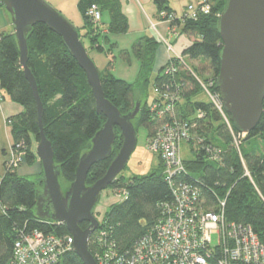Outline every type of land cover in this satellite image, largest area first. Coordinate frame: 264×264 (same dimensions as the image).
Returning a JSON list of instances; mask_svg holds the SVG:
<instances>
[{"label": "trees", "instance_id": "obj_1", "mask_svg": "<svg viewBox=\"0 0 264 264\" xmlns=\"http://www.w3.org/2000/svg\"><path fill=\"white\" fill-rule=\"evenodd\" d=\"M206 1L209 6L208 14L201 13L191 19L186 18L183 11L180 19H176L168 6V0H153L158 14L164 12L167 18L173 17L170 25L180 23V31L191 39V44L181 52V57L208 64V72L212 77L204 84L209 88L213 82L210 90L214 93L219 92L215 79L220 69L219 54L222 48L218 34V16L224 10L227 0ZM92 5L97 6L101 13L99 23L92 22L86 15ZM188 5L202 6L200 0H197L187 4L184 10ZM0 9H3L1 5ZM77 9L86 28L85 37L88 39L89 49L112 55L117 49L112 37L128 31V21L122 12L120 0H78ZM104 16L108 19L106 23L102 22ZM160 46L158 39L145 36L134 42L129 50L120 49L121 56L128 58L132 55L139 62L134 83L116 79L111 73V60L102 70L97 68L105 99L122 115L132 112L138 101L139 111L132 124L135 131L140 127L148 129V141L155 137L160 123L153 120L155 114L150 113L149 103L145 100L144 92L150 78L154 79L153 89L161 92H174L178 89L180 101L175 113L181 120L195 124L190 132L201 143L198 145L192 141L187 142L196 159L183 160L185 171L174 178V185L188 184L197 187L201 196L197 206L205 211H214L218 202L224 200L226 221L250 226L264 246V102L257 126L242 139L239 138L240 144L236 148L233 134L237 135L238 131L223 106L221 113L210 101L192 100L196 93H203L199 79L197 81L193 78L186 67L176 63L174 59H171V63H176L177 66L174 75L165 72L170 62H166L163 69L155 70V54ZM27 48L26 65L35 79L43 107L41 129L51 143L54 164L59 167L60 178L70 184L74 181L80 156L90 149L91 140L102 128L105 119L103 115L96 113L95 100L85 74L59 36L44 24H35L27 35ZM206 71L207 69H201L199 72L202 75ZM192 73L195 74L193 70ZM0 91L11 102L23 108V112L9 118L7 124L13 139L12 148L15 150L17 145H21L20 151L24 152L22 163L31 166L37 160L33 140L38 141L39 125L36 105L19 61L18 46L12 32L0 33ZM198 115L201 117H197ZM121 143L120 133L116 130L110 157L91 167L86 177L87 186L105 175ZM158 158L160 166L156 171L128 180L117 177L110 187L111 193L119 189L126 192L123 202L110 205L103 214L120 252L129 250L161 217L160 205L173 200L171 187L165 181L160 156ZM4 166L5 172L0 180V264H10L14 244L23 235L38 231L61 241L70 235L65 226L55 225L36 216L37 197L43 187L41 178L29 179L20 176L17 169L8 168L6 162ZM87 226V223L79 225L82 230ZM88 250L92 254L90 247ZM49 264L83 263L73 250L67 249Z\"/></svg>", "mask_w": 264, "mask_h": 264}, {"label": "water", "instance_id": "obj_2", "mask_svg": "<svg viewBox=\"0 0 264 264\" xmlns=\"http://www.w3.org/2000/svg\"><path fill=\"white\" fill-rule=\"evenodd\" d=\"M11 19L12 33L19 51V61L36 105L39 125L35 155L41 169L42 190L38 193L35 213L41 220L63 225L72 238V250L83 264H96L88 250V240L98 228L93 209L101 193L108 189L125 169L137 144L132 124L140 103L127 115H122L105 99L98 70L89 58L79 33L44 0H0ZM44 24L59 36L68 53L85 74L95 100V111L105 122L91 140V147L83 153L75 171L74 181L63 193L59 184L60 170L54 164L51 143L41 129L43 107L37 93L35 79L27 68V35L35 24ZM218 34L222 48L220 69L215 79L224 111L234 128L248 134L257 126L264 102V0H227L218 16ZM121 147L111 161L105 175L90 186L86 177L91 167L110 157L116 138ZM87 223L82 230L79 225Z\"/></svg>", "mask_w": 264, "mask_h": 264}, {"label": "built area", "instance_id": "obj_3", "mask_svg": "<svg viewBox=\"0 0 264 264\" xmlns=\"http://www.w3.org/2000/svg\"><path fill=\"white\" fill-rule=\"evenodd\" d=\"M200 4V7L188 5L184 10L186 18L195 19L198 14H208L207 1L200 0ZM86 15L94 23L101 21V13L95 5L87 10ZM158 16L166 21L164 12ZM160 43L172 53L167 60L170 64L165 70L166 74L174 75L177 71L175 64L180 63L194 78L187 63H184V57H181V54L173 55L172 45L166 40H160ZM171 59L177 62L171 63ZM198 82L208 101L222 113L223 105L219 92L211 93L210 90L213 82L211 81L209 88L206 84ZM178 91L176 89L174 92H161L154 88V98L149 103L150 113L155 114L153 120L160 123L155 137L147 141V146L152 154L160 156L165 181L172 190V202L160 205L161 217L124 252L118 250L112 230L103 219L104 213L95 209L93 215L98 222V228L88 240L91 255L96 264H264V246L258 236L248 225L226 221L224 200L218 202L214 211H205L197 206L201 197L197 187L188 184L174 185V178L185 171L180 154L181 144L192 140L198 145L201 143L190 132L195 124L181 120L175 113L176 105L180 101ZM166 116L168 119H165ZM197 117L200 118L201 115ZM223 118L229 126L224 115ZM244 136L242 133L233 134L235 146L240 144V139ZM207 147L210 149V146ZM20 148L21 145H17L15 150L11 147L5 161L8 168L17 169L23 162L24 152L20 151ZM112 192L113 202L110 205L126 199L124 190ZM67 249L72 250L70 236L61 241L34 231L21 236L15 242L10 264H49ZM212 260L214 263H211Z\"/></svg>", "mask_w": 264, "mask_h": 264}, {"label": "rangeland", "instance_id": "obj_4", "mask_svg": "<svg viewBox=\"0 0 264 264\" xmlns=\"http://www.w3.org/2000/svg\"><path fill=\"white\" fill-rule=\"evenodd\" d=\"M44 1L50 7H52L55 11H57L74 28L78 29L79 31L78 33L81 36L80 40L83 43L84 48L86 49L89 58L93 61L96 68H99L102 70L104 67H106V64L111 60L113 62L111 73L114 75L116 79L124 80V81H127L128 83H134L136 81L137 75H138V69H139V62L134 56L130 55L128 56V58L127 56H121L120 48L115 49L113 54L110 56L106 55V53H98L95 50L93 51L89 49V42H88V39L85 37L86 28L84 27L83 19L81 21L82 23L80 24V26H77L73 21H71L73 11L75 13L76 11H78L76 10V8L73 7V4H75L77 0H44ZM189 1H192V0H172L171 3H174L175 10L177 12H180L182 8L185 7ZM191 3H195V2L193 1ZM69 5H70L69 12L67 10L62 11L60 9V6L69 8ZM72 7H73V11L71 10ZM1 12L3 14L4 13L6 14L9 22L11 23L10 16L7 14V12L4 9H2ZM167 19L166 21L169 23L173 21V17H171L168 20ZM107 20L108 19L106 16L102 17L103 23H106ZM180 33H181V37L179 38L176 46L178 50L182 52L184 49H186L191 44V39L190 38L188 39L187 36H185L181 31ZM120 47H123V46H120ZM184 61L185 63H187L188 68L192 69L193 72L196 74L195 75L192 73L194 77L196 79H199L201 82L207 83L208 80H210V78L212 77V75L208 72L207 63L203 61H197V62L190 61L186 58H184ZM201 69H207V71L201 75L199 72ZM153 80H154L153 77H151L148 85L146 86L145 92H144L145 100H147L148 103H151V101L154 98V93H153L154 81ZM192 100L197 101V102H208V99L201 91L196 93V95L193 96ZM147 132H148V129L145 127H140L137 129L136 148L134 152L132 153V155L130 156V159L125 169L119 174L118 177H122L124 180H128L132 177L148 175L156 171L157 169H159L160 161H159L158 155L152 154L147 146V141H146ZM192 142L195 143L193 140ZM238 146L239 145H236V147ZM35 149H36V142L33 140L34 152H35ZM180 154L184 161H195L196 159L195 157L196 155L190 152L188 144L185 142L182 143L180 146ZM36 161H38V159ZM23 165L25 164L21 163V165L18 168H20ZM41 177H42V171H41L40 178ZM59 184H60V187L63 193H65L68 190L69 185H70V184H67L65 181H63L61 178H59ZM110 187L101 193L100 200L95 207L96 211L104 213L107 210V207L113 202V197H112Z\"/></svg>", "mask_w": 264, "mask_h": 264}, {"label": "crops", "instance_id": "obj_5", "mask_svg": "<svg viewBox=\"0 0 264 264\" xmlns=\"http://www.w3.org/2000/svg\"><path fill=\"white\" fill-rule=\"evenodd\" d=\"M193 1L197 2V0H192L187 4ZM77 2L73 4V7L76 8V10H78ZM120 2L122 12L124 13L128 21V31L126 34L112 37V40L117 44V49L120 48L122 50H129L130 46L138 39L149 36L154 37L159 41L166 40L169 44L172 45V49L174 51L173 55L181 54L180 50H178L176 46L179 38L181 37L180 23L174 24L170 27L169 22L160 19L153 0H120ZM171 2L172 0H168V6L173 10V17H175L176 19H180L185 7H183L180 12H177L175 10L174 3ZM73 7L71 8L72 11ZM60 9L62 11L67 10L69 12L70 5L69 8L60 6ZM1 11L2 9H0V33L12 32L11 23L9 22L6 14H3ZM71 21H73L77 26H80V24L82 23V18L78 11H76V13L73 11ZM171 56L172 53L168 52L164 45H162L161 43V46L157 49L155 54V70L161 68L162 65L165 64ZM22 112L23 108L21 106L11 102L9 98H7L2 91H0V180L5 172L4 165L7 154L9 153L13 144L10 127L7 124V120ZM41 171L42 169L39 161H35V163L31 166L23 165L17 169V173L20 176L27 177L29 179L40 178Z\"/></svg>", "mask_w": 264, "mask_h": 264}, {"label": "bare ground", "instance_id": "obj_6", "mask_svg": "<svg viewBox=\"0 0 264 264\" xmlns=\"http://www.w3.org/2000/svg\"><path fill=\"white\" fill-rule=\"evenodd\" d=\"M95 208V207H94ZM94 210V209H93ZM94 213V212H93ZM98 223V222H97ZM94 259V258H93Z\"/></svg>", "mask_w": 264, "mask_h": 264}, {"label": "clouds", "instance_id": "obj_7", "mask_svg": "<svg viewBox=\"0 0 264 264\" xmlns=\"http://www.w3.org/2000/svg\"><path fill=\"white\" fill-rule=\"evenodd\" d=\"M162 68H160V70H161Z\"/></svg>", "mask_w": 264, "mask_h": 264}]
</instances>
